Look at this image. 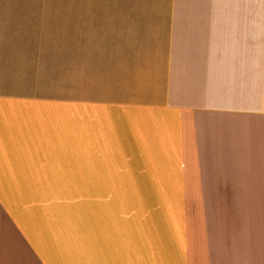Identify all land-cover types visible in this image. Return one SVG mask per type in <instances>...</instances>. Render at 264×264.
<instances>
[{
  "label": "crops",
  "instance_id": "1",
  "mask_svg": "<svg viewBox=\"0 0 264 264\" xmlns=\"http://www.w3.org/2000/svg\"><path fill=\"white\" fill-rule=\"evenodd\" d=\"M0 264H264V0H0Z\"/></svg>",
  "mask_w": 264,
  "mask_h": 264
}]
</instances>
